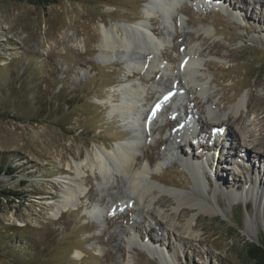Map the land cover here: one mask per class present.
<instances>
[{"label": "rangeland", "instance_id": "1", "mask_svg": "<svg viewBox=\"0 0 264 264\" xmlns=\"http://www.w3.org/2000/svg\"><path fill=\"white\" fill-rule=\"evenodd\" d=\"M103 28L116 39L130 36L131 51L104 53ZM180 73L202 100L192 101ZM199 113L204 120L242 115L235 127H256L264 142L263 6L0 0V164L15 169L0 175V264H254L245 247L264 240V211L245 190L263 169L264 147L229 150L228 132H200ZM102 147L139 155L142 188L164 197L159 218L132 196L136 170L116 166L107 176L81 168L76 203L54 213L76 166ZM185 197L222 214L178 206ZM194 214L197 236L179 251L167 237L171 225Z\"/></svg>", "mask_w": 264, "mask_h": 264}, {"label": "bare ground", "instance_id": "2", "mask_svg": "<svg viewBox=\"0 0 264 264\" xmlns=\"http://www.w3.org/2000/svg\"><path fill=\"white\" fill-rule=\"evenodd\" d=\"M247 1L256 7L258 5H261L264 7V0H247ZM152 28H153V33L157 34L158 31L154 30L155 27H152ZM115 30L118 32L117 28ZM102 33H103V40L100 42V46L103 48L102 50L106 54L108 53L111 55V53L114 52L115 50H119L120 52H122V49H119V46H120V48H123V53L131 51V47L134 46L133 42L131 43L132 39L128 35L122 37L121 39H116L111 34V32L109 30H107L106 28L102 29ZM194 33L199 35L200 29L196 30ZM190 37H194V34H191ZM192 63H193V60H191L189 62V65H191ZM190 72H191V69L189 67L188 71H186V73L184 72V74L186 76H188L190 74ZM184 74L183 75L181 74V76L179 78L178 82H179L180 86L187 88L188 93L190 94L189 95L190 98L193 95L197 94V97L199 95L198 98L202 100L203 96H202V93H200L201 91H199V87H194V85H191V86L186 85ZM153 77H155V75H153ZM153 77L146 79V81H148V80L152 81ZM191 99H192V101L195 100V98H191ZM240 99L241 100L239 101V104H241V102H244L246 100V97H243ZM197 105H198V102L196 103V106ZM198 108H199L198 110H201V107H198ZM231 110H233V109H231ZM198 116H200V113L198 114ZM241 116H238L237 113H233V114L227 115V116L224 115L223 118L218 117L217 115L216 116L214 115V117L210 116V117L206 118L205 120L202 119V117L200 116V123L202 125L200 128V132L209 133V131H207V129L208 130L211 129V130L215 131L216 133L221 132L222 134H227V132H228V135L232 136V139H231L232 141L230 142L229 150L239 149L241 152H244V153L247 152L249 154V152H251V150L254 149L255 147L259 148V149H261V147H264V142H263L262 138L256 136V133L258 132V129H255L256 127L255 128L253 127L255 130L252 128L248 129V127L245 125V123L242 127H240V129L235 127L236 124H238L241 121L240 120ZM241 123H242V121H241ZM244 126L247 128H245ZM233 128H235L234 131H233ZM156 129L157 128H155V130ZM161 129H164V126ZM242 131H244L247 136H242L243 135ZM245 133H244V135H245ZM177 136L179 137V135H177ZM252 137H253V139H252ZM239 138L242 140V142H243L242 144L239 142H235V140L237 141V139H239ZM168 139L169 138H166L165 141H168ZM131 146L135 147V144H132ZM177 148L180 150L182 149L180 142L177 145ZM182 152H183V149H182ZM258 154L259 153L254 152L250 156H252V157L258 156L260 158V156ZM228 159H231V164H230L231 167L230 168L232 170L236 171L240 168L239 162L236 161L235 158L228 157ZM138 160H139V155H137L135 152H131L130 149L129 150L125 149L123 151L120 150V151H117L116 153H112V152H108V150H106L105 147H102V148H98L96 151H92V150L89 151V154L85 158V161L76 166L77 167V174H76V176H73L72 178L69 179L67 186L63 190L64 194L62 196V199L60 200L57 208L54 209V213L57 214V213H59L61 208L65 210L68 207L70 208L71 205L76 203V201H77L76 196L78 194V190L81 189V184H82L81 168L86 167V168L92 169L94 167H98V169H100V171L102 173H104L105 176H107L108 172L111 170V167L116 166V167L124 169V171L126 172L127 175L130 173V171L136 170V172L134 173L135 175L133 177V181L130 185L131 192L133 193L132 196L135 199V201L138 202V204L143 203L144 207L147 208L148 212L152 216H156L159 218L158 213L160 214V212L156 207L163 206L164 197H158L156 191L151 189L150 187L142 188V185H141L142 170L139 167H136ZM193 166H196L197 168H199L198 166H200V165H198V164L194 165L193 164ZM150 177L153 180H157L159 182L166 183L164 181H161L157 176L155 177L154 174L150 175ZM255 177H256L257 181L259 179L260 184L261 183L264 184V166H263V169H259V171L255 175ZM257 181L255 182V184H253V183L248 184V186L245 190V193H246V195L250 194L252 196V198L258 204L259 210L261 209L264 211V192H263L264 191V185H263V187L259 186ZM89 196H90V198H93L95 195H94V193L93 194L90 193ZM113 197H114V195H111L112 199H113ZM106 199L107 198H105V199L103 198V200H106ZM177 202H178V206H181V207L186 206V205H189L191 207L192 206H198L200 208L199 209L200 211H205V212L212 214V215H216L217 213L222 214L220 209L213 207L207 201L205 203L206 206L199 205V204L195 203V199L192 200L188 197H185L183 201L178 200ZM195 219H196V214H194L193 217L190 218L183 225H181L179 223H175V224L171 225L170 232L168 233L167 237H169V239L174 244H176L179 251L181 249H183V247L185 246L187 241H190V239L196 238V236H197V234L195 233L196 231L193 232L195 230L194 226L196 224V223H194ZM115 221H117V217H114L112 219V222H115ZM246 222H247V227L250 230L252 223H255V218H249V219H247ZM134 230H137V229L134 228ZM140 237L143 239H147L149 242L153 243L152 239L146 238V236H143L141 233H140ZM114 238H111V239L113 240ZM158 252H161V251H158ZM170 259L172 261H174L176 259L175 254H171Z\"/></svg>", "mask_w": 264, "mask_h": 264}, {"label": "trees", "instance_id": "3", "mask_svg": "<svg viewBox=\"0 0 264 264\" xmlns=\"http://www.w3.org/2000/svg\"><path fill=\"white\" fill-rule=\"evenodd\" d=\"M27 1L35 6H48L53 3H57L59 0H20ZM14 168L12 166H4L0 164V175L5 174H13ZM25 183V182H23ZM5 194H12L16 197H20L22 193L16 191H4ZM237 223H240L239 218H237ZM245 252L247 258L251 260L254 264H264V240H259L258 243H248L245 247Z\"/></svg>", "mask_w": 264, "mask_h": 264}]
</instances>
